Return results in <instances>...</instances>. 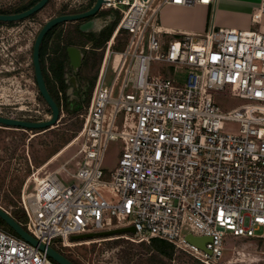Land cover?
I'll use <instances>...</instances> for the list:
<instances>
[{
	"label": "built area",
	"instance_id": "built-area-1",
	"mask_svg": "<svg viewBox=\"0 0 264 264\" xmlns=\"http://www.w3.org/2000/svg\"><path fill=\"white\" fill-rule=\"evenodd\" d=\"M90 1L70 3L79 7ZM215 1L105 0L102 11H118L121 18L105 44L90 104L79 115L82 126L71 141L70 146L79 147L73 157L77 170L70 174L62 167L76 183L66 185L52 174L44 180L35 178L29 192L32 174L22 189L23 227L40 244L71 249L117 240L149 244L159 239L203 264H217L227 234L237 239L261 238L264 32L213 25L203 34L176 33L159 21L166 5L192 7ZM263 17L261 0L252 22L258 24ZM145 40L149 55L144 54ZM152 61L167 64L168 72L150 78ZM111 63L114 77L107 84ZM178 67L188 69L184 84L174 80ZM54 83L64 113L65 95ZM28 94L34 97L33 104L28 101V111L20 109L28 117L8 116L9 103H0V116L48 120V109L38 102L39 92ZM233 98L239 102L227 110V100ZM109 106L112 114L106 124ZM119 115L124 128L120 133L113 131ZM225 121L238 123L239 133H223ZM119 139L124 150L115 170L107 172L102 168L107 144ZM102 188L111 190L117 200L105 199ZM128 227L136 233L71 240ZM188 235L212 237L206 246L212 254L191 245ZM76 254L80 264H94L82 253ZM0 264L56 263L46 252L0 227Z\"/></svg>",
	"mask_w": 264,
	"mask_h": 264
},
{
	"label": "rangeland",
	"instance_id": "rangeland-1",
	"mask_svg": "<svg viewBox=\"0 0 264 264\" xmlns=\"http://www.w3.org/2000/svg\"><path fill=\"white\" fill-rule=\"evenodd\" d=\"M161 1L162 0H160V2ZM20 2V0H2L0 1V6L5 9H14L21 5ZM52 11L53 9L51 6L40 12L37 18L33 21H27L11 28L0 26V56H3L4 60L7 61V63L0 65V103H9L12 105L10 108H7L8 110L5 111L8 116L28 117V113L21 112L20 109H25L27 107L28 111V101L33 104L34 99V97L28 94V92L35 94L37 91L33 80L34 71L31 67L30 56L34 41L38 32L40 31H38V29L40 28L41 24H45L50 20V16L53 15ZM174 38L177 37H173V39ZM143 49L144 54L149 55L147 40H145ZM21 54L26 59L25 60L23 58L25 61L24 63H18V56ZM100 54V52H97V54H91L93 56V61L90 62L88 67H85L87 61L85 60L80 74L82 78L80 80H82V82L84 81L85 83H88L89 85V89L87 88L88 94H86L82 100L83 110L80 112L81 114L85 113L88 107V99L91 101L93 91L92 93L90 91V80L94 78L100 69L101 62L104 57L103 54L100 65L98 66V58ZM168 70L169 66L167 64L163 62L152 61L150 63L149 76L150 78H156L161 74L167 73ZM187 72L188 69L186 67L176 68L174 80L179 84H184ZM5 73L13 74L11 76H6ZM106 76L107 84H111L114 77L112 63L108 68ZM122 77L123 76H121L120 81L115 87V92L113 95L114 98H116L118 95L119 85L121 84ZM130 92L131 90L128 88L126 93ZM38 102L40 103L41 107L47 109L40 102V99ZM238 102L239 100L235 98L227 100V110L234 108ZM32 109L35 110L34 108ZM46 114H48L47 111ZM111 114L112 107L109 106L107 107L106 112V124L109 122ZM48 116H51L50 112ZM81 121L82 120L80 117H70L64 111V113L60 114V121L57 126L50 129L53 131L48 130L40 133L30 131L23 134V132H13V129H7L10 131H4V133H1L0 186L3 185L2 182L5 180L6 181L4 182L5 184L3 187H0V207L6 209L9 212H13L15 208H21L19 201L24 183L28 177H25L19 192L17 190V193H15L12 191V188L17 186L16 178L23 175L25 166L22 157L26 156L28 158L30 166L31 162L34 164V160L36 158L41 161L45 160L49 154V149L52 147L50 146V143L55 141L57 138L55 133H62L64 130H69L71 129V126H74V123L78 124L79 122L81 123ZM0 129H2V126H0ZM239 129V124L232 121H225L222 125L223 133L238 134ZM128 130L130 129L128 128ZM113 131L118 133L124 131L122 115L118 116ZM22 134L26 136V145L20 148L19 152H17L18 156L15 159L9 160L8 156L5 154L6 149L4 148L5 144L3 143H11V141L19 139L20 136H23ZM71 141L56 155L51 157V159L48 160L43 166L39 168H34L33 166L31 167L32 173L30 174V177L32 174L34 177H32L28 182L29 192L33 191L36 185L34 180L35 178L44 180L52 174H56L58 179L66 185H70L74 182L76 183L75 180L69 177L68 173L74 174L77 170V159H73V157L79 147L76 144L70 146ZM124 147L125 144L121 139L108 142L102 166L103 170H106L107 172H112L115 170L119 162L120 154L124 150ZM63 166H65V169L68 171V173L62 170ZM100 192L108 201L117 200L114 193L109 189L102 188L100 189ZM259 235L261 236L260 239L250 240L247 238L237 239L227 234L224 238V252L222 253V256L217 264H264V231L261 230ZM62 252H64L65 256H70L76 261L78 260L77 254L75 255V253H82V255L87 257L90 263L94 264H193L192 257L183 252L176 251L172 259L162 258L158 254L149 251L147 246H141V244L127 240H120L117 243L114 242L112 245L101 243L90 246L75 247L71 249H62Z\"/></svg>",
	"mask_w": 264,
	"mask_h": 264
},
{
	"label": "trees",
	"instance_id": "trees-1",
	"mask_svg": "<svg viewBox=\"0 0 264 264\" xmlns=\"http://www.w3.org/2000/svg\"><path fill=\"white\" fill-rule=\"evenodd\" d=\"M0 1H2V0H0ZM20 1H21L20 2L21 5H19L18 7L14 8V9H5V8H2L0 6V14L21 13V12L26 11V10L30 9L31 7H33L40 0H20ZM95 2H96V0H92L86 5H81L79 7H76V6H73L71 3H64V4H61L58 6L55 0H51L50 3L43 10L52 6L53 15L50 16V19H52V18H54L56 16H60V15L76 14V13L86 11V10L90 9L95 4ZM38 14H35L32 17H30L26 20H23L21 22H18V23H8V24L0 23V26H2V27L6 26L7 28H11V27L19 25L21 23H25L27 21L35 20L37 18ZM103 15H106V16L114 15V20L112 21L111 26L101 35L97 36V35L92 34V33H90V34L89 33L88 34L83 33L80 30V23H73V22L72 23H65V24L59 25V26L55 27L53 30H51V32L45 38L43 45H42V48H41L40 58H41V64H42V68H43V72H44V76L46 79L47 86H48L52 96L56 100L57 104L59 105V107H61L60 99L56 93L54 82L59 83V86L63 90L64 95H65L64 96V108L63 109L68 114V116H70V117L79 118V115L81 114L80 112L83 110V106H82V103H78L74 100L70 101L69 97H67V95H66L67 90H68V85H67L65 78H64V69H65V63L67 61V48L68 47H79V48H82L84 51H86L87 56H86L85 60H87V61H86L85 67H88L90 62L93 61V56L91 54H93V53L97 54V52H100L101 54L98 58V60H99L98 66H99L101 59H102L103 49L105 47V44L111 38V36H112L113 32L115 31V29H116V27L120 21V18H121V14L118 11H114V10L102 11L100 13V16L102 17ZM43 26H44V24H41L38 31L41 30V28ZM50 40L52 43H50ZM87 47H89L88 50L86 49ZM18 58H19L18 63H24L25 62L24 61L25 58L22 56V54L19 55ZM30 59H31V67L33 69L32 52H31ZM4 63H7V61L4 60L3 56H0V65H3ZM33 71H34V69H33ZM48 72H51L52 78H50V75ZM12 74L13 73H5L6 76H11ZM33 80H34V83L36 85L35 76L33 77ZM90 81H91V90L90 91L92 93V90H93L95 82H96V75ZM36 89H37V85H36ZM37 91H38V89H37ZM39 99H40V102L51 113L50 109L48 108L47 104L45 103V101L41 97L40 93H39ZM89 101H90V99H88L87 106H89ZM81 126H82V121H81V123L79 122L78 124L74 123V126H71V129H69V130H64V131H62V133H55V136L57 138L55 141L50 143V146H52V147L49 149V151H48L49 154L47 155V158L45 160L41 161V160H38L36 158L34 160V164H32V162L30 160V162H31V166H30L28 158L26 156H23L22 158H23L24 166H25V168L23 170V175L18 176L20 178H18V177L16 178L17 186H15V188H12V191L17 193V190H18V192H19L20 188H21V186L25 180V177H29L30 174L32 173L31 167L33 166L34 168L35 167L39 168V167L43 166L48 160L51 159V157L56 155L64 146H66L68 143H70V141L75 137L76 133L81 129ZM7 129L8 128L2 127V129H0V130H3V131H0V135H1V133H4V131H10ZM12 131L13 132H23V134H24V133L30 132L31 130L13 129ZM44 131H48V130H37L35 132L40 133V132H44ZM50 131H53V130H50ZM6 133H8V132H6ZM25 137L26 136L23 135V136H20L19 139L11 141V143H9V142L3 143V144H5L4 148L6 149L5 154L8 156L9 160L15 159L18 156L17 152H19L20 148H22L26 145ZM0 145H1V139H0ZM4 182H2L3 185L5 184ZM3 185L0 187H3ZM10 213H11L12 217L18 223H20L22 226L25 227L26 215H25V212L22 208H15L13 210V212H10ZM0 227L2 229L6 230L7 232L17 236L14 233V231L11 228H9L1 219H0ZM130 236H132V234H130ZM247 239L252 240L254 238H247ZM119 241L120 240L112 241L111 243H106V245H112V244H114V242L117 243ZM141 246H147L149 251H152V252L158 254L162 258L172 259L176 253V249L172 244L165 242V241H162V240H159V239H154L149 244L141 243ZM54 248L57 249L59 252L64 254V252H62L61 247L54 246ZM67 257L73 263L80 264L78 261H76L72 257H70V256H67ZM192 261H193V264H203L200 261L195 260L194 258H192Z\"/></svg>",
	"mask_w": 264,
	"mask_h": 264
},
{
	"label": "water",
	"instance_id": "water-1",
	"mask_svg": "<svg viewBox=\"0 0 264 264\" xmlns=\"http://www.w3.org/2000/svg\"><path fill=\"white\" fill-rule=\"evenodd\" d=\"M51 0H40L37 4H35L30 9L23 11L21 13L16 14H0V23H18L23 20H26L32 17L35 14L41 12ZM105 3V0H96L95 4L88 10L76 13V14H65L56 16L49 21H47L41 30L38 32L36 39L33 44L32 49V64L34 69V76L37 85V89L47 104L48 108L51 111V116L48 120L42 122H32L25 121L19 119H11L0 116V126L8 129H20V130H50L57 126L60 121V107L57 104L56 100L52 96L44 76L40 52L43 45V42L47 35L53 30L55 27L65 24V23H80V30L83 33L90 34L95 33L98 30L103 28L104 18L100 16L102 12V6ZM112 21L114 20V15H110ZM86 59V53L82 48L79 47H68L67 48V62L65 63V71H68L69 67L71 68L70 73L77 74L79 70L82 68L83 63ZM66 79V83H68V75L64 77ZM71 87L67 90V97H69L70 101L76 100L75 90L79 88V82L77 77L74 75L70 78ZM78 100V98H77ZM0 219L11 228L14 233L21 239L27 241L31 245L38 247L41 251L46 252L48 257L53 260L56 264H75L73 263L67 256L63 253L59 252L54 247L42 245L36 240L32 235H30L26 229L18 223L11 214L6 212L4 209L0 207ZM136 230L134 227L128 228H119L106 232L100 233H90L79 236H72V241H85L92 240L96 238H107V237H115L124 234H132L134 235ZM186 240L193 246L199 248L200 250L206 252L211 255L212 252L207 249V244L213 242L212 237H195L192 235H188Z\"/></svg>",
	"mask_w": 264,
	"mask_h": 264
},
{
	"label": "crops",
	"instance_id": "crops-1",
	"mask_svg": "<svg viewBox=\"0 0 264 264\" xmlns=\"http://www.w3.org/2000/svg\"><path fill=\"white\" fill-rule=\"evenodd\" d=\"M55 1L58 6L70 3V0ZM260 3L261 0H216L211 5L197 4L192 7L166 5L160 11L159 21L164 29L176 33L203 34L213 25L264 32V17L258 24L252 22V13ZM98 73L99 71L96 73V79Z\"/></svg>",
	"mask_w": 264,
	"mask_h": 264
},
{
	"label": "flooded vegetation",
	"instance_id": "flooded-vegetation-1",
	"mask_svg": "<svg viewBox=\"0 0 264 264\" xmlns=\"http://www.w3.org/2000/svg\"><path fill=\"white\" fill-rule=\"evenodd\" d=\"M102 18H104L103 28L101 30H98L95 33H92V34H95V35L99 36L102 33H104L111 26L112 19H111V16L110 15H108V16L103 15ZM86 56H87V53H86ZM83 65H84V63H83ZM82 68H83V66H82ZM82 68L79 70V72L77 74L70 73V70H71L70 67H69L68 71H65V69H64V77L66 75H68V83H67L68 88L72 86L71 83H70V78L71 77H73L75 75L77 77V79H78L79 88L75 90V94H76V97L78 98V100H77V98H76V100H74V101H76L78 103H82V100L84 99V97L86 96V94H88L87 92H88V89H89L88 83H85L84 81L82 82V80H80V79H82L81 78V75H80L81 74V71H82ZM65 81H66V79H65Z\"/></svg>",
	"mask_w": 264,
	"mask_h": 264
}]
</instances>
